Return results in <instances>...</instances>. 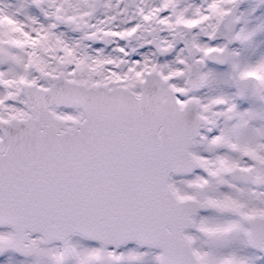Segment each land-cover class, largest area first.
Here are the masks:
<instances>
[{"label":"snow or ice","instance_id":"6c2138e0","mask_svg":"<svg viewBox=\"0 0 264 264\" xmlns=\"http://www.w3.org/2000/svg\"><path fill=\"white\" fill-rule=\"evenodd\" d=\"M0 264H264V0H0Z\"/></svg>","mask_w":264,"mask_h":264}]
</instances>
